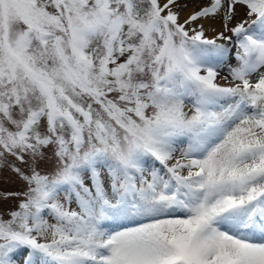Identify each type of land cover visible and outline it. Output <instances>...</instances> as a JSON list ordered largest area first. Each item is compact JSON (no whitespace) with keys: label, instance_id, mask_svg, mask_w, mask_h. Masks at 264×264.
<instances>
[{"label":"snow or ice","instance_id":"6c2138e0","mask_svg":"<svg viewBox=\"0 0 264 264\" xmlns=\"http://www.w3.org/2000/svg\"><path fill=\"white\" fill-rule=\"evenodd\" d=\"M187 6L0 0V264H264V0Z\"/></svg>","mask_w":264,"mask_h":264},{"label":"rangeland","instance_id":"374dc122","mask_svg":"<svg viewBox=\"0 0 264 264\" xmlns=\"http://www.w3.org/2000/svg\"><path fill=\"white\" fill-rule=\"evenodd\" d=\"M178 3H180L181 5L183 4H187V8H189V11L187 13V15L185 16V18L190 15L192 12L198 10L199 7L205 6L208 3V0H177ZM176 10V9H174ZM185 8H183L181 10L184 11ZM215 22L212 21H206L205 22V26L206 28L210 25L213 24ZM215 26L217 27V29L219 28V24L215 23ZM207 34L209 36L213 35V33L211 32L210 28L209 31L207 32ZM226 72H221V75H225ZM220 82V81H219ZM11 174L8 172H5L2 176H0V191H5V190H16L19 188V184L18 183H14L11 180L8 179V177ZM15 207V201H8V202H0V208H14Z\"/></svg>","mask_w":264,"mask_h":264},{"label":"bare ground","instance_id":"6f19581e","mask_svg":"<svg viewBox=\"0 0 264 264\" xmlns=\"http://www.w3.org/2000/svg\"><path fill=\"white\" fill-rule=\"evenodd\" d=\"M188 11H189V8H185V10L181 12V20H183L185 18ZM220 82L223 83V81H220Z\"/></svg>","mask_w":264,"mask_h":264}]
</instances>
